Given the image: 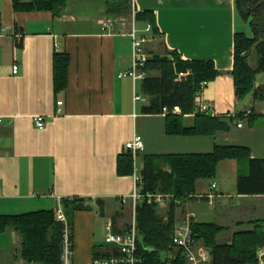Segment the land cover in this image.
<instances>
[{"label": "crops", "instance_id": "crops-1", "mask_svg": "<svg viewBox=\"0 0 264 264\" xmlns=\"http://www.w3.org/2000/svg\"><path fill=\"white\" fill-rule=\"evenodd\" d=\"M114 1L71 0L56 15L16 10L13 0H0V26L7 29L0 37V215L55 213L62 206L73 227L74 264H91L98 252L105 253L101 233L105 237L109 224L117 232L128 228L122 226L123 214H133V207L122 198L133 193L135 180L133 172L121 175L118 165L135 134L144 140L137 158L141 169L148 155L210 153L218 145L248 147L251 158L264 159V72L241 99L232 75L241 32L236 0H133L127 14L111 6ZM143 11L154 14L160 34L136 20ZM133 29L146 38L149 57L176 51L183 60L214 62L219 75L181 118L191 128L199 115L212 117L220 123L214 122L212 134H168L164 112H143L150 97L142 80L123 75L133 65ZM159 37L164 53L151 44ZM56 53L70 58L67 87L59 92ZM202 103L208 111H199ZM35 117L44 118V128L37 127ZM241 174H249L248 160H221L214 178L199 179L192 194L177 200L176 225L190 219L224 227L231 235L220 244L253 230L264 221L259 203L264 194L239 192ZM78 203L85 208L74 209ZM215 205L224 217L203 221L210 214L205 207ZM233 210L234 218H225ZM3 232L11 236V264H31L21 255V233L14 227Z\"/></svg>", "mask_w": 264, "mask_h": 264}, {"label": "trees", "instance_id": "trees-1", "mask_svg": "<svg viewBox=\"0 0 264 264\" xmlns=\"http://www.w3.org/2000/svg\"><path fill=\"white\" fill-rule=\"evenodd\" d=\"M71 0H13L16 10H47L59 14ZM239 15L250 21L254 36L244 32L236 33L235 64L232 75L238 98H244L255 87V78L264 72V38H259L264 26V0H236ZM257 6L256 9H253ZM127 14L128 11H124ZM254 15V21L251 16ZM137 21H145L152 26L154 35L160 34L155 16L151 11L138 12ZM264 37V36H263ZM258 42V43H257ZM255 43H257L255 45ZM253 45H255L253 47ZM256 50L257 64H251L250 53ZM69 55L56 53L55 88L63 91L67 87ZM148 75L142 79V91L150 97L143 108L145 113H161L167 107L168 134H212L216 121L207 115H199L194 127L186 128L181 118L183 114L194 110L195 97L208 82L219 75L213 61L183 60L176 51H167L164 55L153 54L146 62ZM190 70L191 73L178 78V73ZM149 71H158V75H149ZM204 83V85H203ZM179 106L181 113H173ZM243 117L239 115L238 119ZM217 126L220 123L216 121ZM233 158L239 163L248 160L249 174L239 175L238 190L241 193L264 194V159L251 158L249 148L243 146H216L210 153L148 155L144 158L142 176L143 191L172 193L170 214L167 221L158 213L156 205L145 202L137 207V228L141 235L139 252L149 263L162 264L170 251L177 256L173 264H187L181 249L176 250L172 235L175 230V210L177 200L187 198L195 191L199 179H212L217 173L221 160ZM169 166L170 169H166ZM118 172L121 175L133 172V158L129 151L119 156ZM79 200V199H76ZM85 208L78 203L74 209ZM14 227L23 237L21 255L28 262L41 264H60L61 225L55 220L52 210H40L21 215H0V232ZM196 240H202L211 249V264H246L255 261L258 246L264 243V221L257 222L251 231L235 234L231 243L220 244L218 234L224 229L214 223H191ZM128 229V228H127ZM126 229V230H127ZM99 252L96 255H104Z\"/></svg>", "mask_w": 264, "mask_h": 264}, {"label": "built area", "instance_id": "built-area-1", "mask_svg": "<svg viewBox=\"0 0 264 264\" xmlns=\"http://www.w3.org/2000/svg\"><path fill=\"white\" fill-rule=\"evenodd\" d=\"M105 25H110L106 23ZM151 30V26L147 27V31ZM7 29L0 26V37L6 33ZM133 38V65L132 69L123 75L131 76L134 80H142L147 76L145 65L149 59V55L145 51L146 38L138 35L136 29L132 32ZM19 72V64L13 65V73ZM191 73L190 70L180 73L178 79L188 76ZM204 85V83H203ZM200 94H198L199 96ZM139 95L135 96L138 100ZM209 106L202 103L199 111H208ZM165 114L170 110L167 107L163 108ZM173 113H181V108L176 106ZM35 123L37 127L44 128L45 120L43 117H35ZM238 126H242L241 122H238ZM125 150L129 151L133 158V177L135 180V188L132 194L122 198V203H130L133 207L132 222L130 227L124 232H117L114 230L112 224H109L106 228L105 242L108 245L104 255H95L91 264H152L141 255L139 252V241L141 235L137 228L136 213L137 207L140 203L147 200L154 201L159 204L166 203V200L173 199L174 195H164L152 191H143V176L142 169L138 165L137 158L144 150V140L140 134H135L133 138L126 142ZM216 184H213L215 187ZM56 220L61 225V254L60 264H74V241H73V227L72 223L67 216L65 210L60 206L55 211ZM190 219L183 221L175 226L174 233L172 235L173 244L176 250L181 249L183 255L187 259L189 264H209L212 260V252L207 246L200 245L194 236ZM176 252L170 251L167 254V258L162 264H173L176 259ZM246 264H264V243L256 249L255 261L248 262Z\"/></svg>", "mask_w": 264, "mask_h": 264}, {"label": "rangeland", "instance_id": "rangeland-1", "mask_svg": "<svg viewBox=\"0 0 264 264\" xmlns=\"http://www.w3.org/2000/svg\"><path fill=\"white\" fill-rule=\"evenodd\" d=\"M132 2H133V0H115L113 2V4L111 3V6H116V10L121 9V10L130 12L131 11V3ZM256 8H257V6L253 7V9H256ZM124 14H126V13H124ZM128 15H126V16H128ZM254 18H255V16L252 15L250 19L254 21ZM238 30H241V32H244L247 36H251V37L254 36L250 21L249 20L247 21L241 15H238ZM263 32H264V26H263ZM263 36H264V34L262 33V35H260L259 38L260 39L264 38ZM257 43H255V45ZM151 44L153 45L154 51L164 53L163 46H162L163 40L160 37L156 38V41L152 42ZM255 45H253V47ZM146 49H147V52H148V49H149L148 46H146ZM249 57H250V60H251V64H257L258 56H257V53H256L255 49L251 51ZM150 74L151 75H158L159 72L158 71H149V75ZM147 75H148V73H147ZM165 168L166 169H170L169 166H165ZM156 193H161V194H164V195H172V193H164V192H160V191L156 192ZM171 201H172V199L166 200V203H164L163 205L159 204V203H156L154 201L150 202L149 200H147L145 203L150 204V205H156L158 213L164 218L165 221H167L168 218H169V214H170V203H171ZM236 201H237V199H235V203H237ZM259 203H260V206H262V210L264 211V207H263L264 206V199L260 200ZM177 204H178V202H177ZM205 206H206V204H205ZM126 210H127V208H125V211ZM205 210H207V211L210 210V214H209L208 217L203 219V221L211 220V219L214 218L213 216H217L219 214H220V216L224 217L223 216L224 211L217 205L211 206V207H205ZM130 212H131V215H129ZM124 215L126 216V218L124 220H122V222H123L122 226L123 227H130V224L132 222V215H133L132 211H128L127 213H124L123 216ZM235 215H236V210H233L231 215L229 217L225 216V218H228V219L231 220V219L234 218ZM175 217H176V214H175ZM217 218H219V217H217ZM55 220H56V217H55ZM56 222H58V221L56 220ZM101 235H102L103 244H106L105 237H104V230L102 231ZM229 235H231V231L228 232L227 230H223V231H221L218 234L217 241L219 243L228 242L227 239H228ZM10 246H11V236H10V234L6 233V232H3V231L0 232V264H11V262L13 261L12 260V258H13L12 251L14 249L11 250ZM21 249H22V242H21ZM27 263L41 264V263L28 262V261H27Z\"/></svg>", "mask_w": 264, "mask_h": 264}, {"label": "water", "instance_id": "water-1", "mask_svg": "<svg viewBox=\"0 0 264 264\" xmlns=\"http://www.w3.org/2000/svg\"><path fill=\"white\" fill-rule=\"evenodd\" d=\"M141 240H142V238H141Z\"/></svg>", "mask_w": 264, "mask_h": 264}]
</instances>
